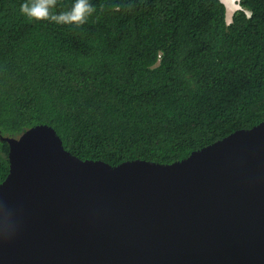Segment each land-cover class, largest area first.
<instances>
[{"label":"trees","instance_id":"1","mask_svg":"<svg viewBox=\"0 0 264 264\" xmlns=\"http://www.w3.org/2000/svg\"><path fill=\"white\" fill-rule=\"evenodd\" d=\"M57 24L0 0V132L53 126L67 150L111 165L172 163L264 120V0H89ZM75 0H53V12ZM0 140V183L10 169Z\"/></svg>","mask_w":264,"mask_h":264},{"label":"water","instance_id":"2","mask_svg":"<svg viewBox=\"0 0 264 264\" xmlns=\"http://www.w3.org/2000/svg\"><path fill=\"white\" fill-rule=\"evenodd\" d=\"M0 140V264H264V120L172 163L82 159L48 124Z\"/></svg>","mask_w":264,"mask_h":264},{"label":"clouds","instance_id":"3","mask_svg":"<svg viewBox=\"0 0 264 264\" xmlns=\"http://www.w3.org/2000/svg\"><path fill=\"white\" fill-rule=\"evenodd\" d=\"M53 0H24L20 5V11L30 19L48 20L57 24L82 25L87 22L89 16L95 12L94 6L89 0H75L70 11L53 12Z\"/></svg>","mask_w":264,"mask_h":264},{"label":"crops","instance_id":"4","mask_svg":"<svg viewBox=\"0 0 264 264\" xmlns=\"http://www.w3.org/2000/svg\"><path fill=\"white\" fill-rule=\"evenodd\" d=\"M222 1L225 3L227 8V12H226L227 22L230 23L232 21L234 12L241 8L240 1L238 0H222ZM228 18L230 19L229 21Z\"/></svg>","mask_w":264,"mask_h":264},{"label":"rangeland","instance_id":"5","mask_svg":"<svg viewBox=\"0 0 264 264\" xmlns=\"http://www.w3.org/2000/svg\"><path fill=\"white\" fill-rule=\"evenodd\" d=\"M238 1H240V0H238ZM230 19L228 18V21H229Z\"/></svg>","mask_w":264,"mask_h":264}]
</instances>
